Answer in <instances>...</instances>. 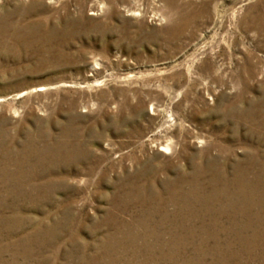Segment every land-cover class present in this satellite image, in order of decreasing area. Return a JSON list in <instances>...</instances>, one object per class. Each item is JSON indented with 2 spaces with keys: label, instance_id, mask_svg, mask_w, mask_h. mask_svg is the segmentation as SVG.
I'll use <instances>...</instances> for the list:
<instances>
[{
  "label": "rangeland",
  "instance_id": "1",
  "mask_svg": "<svg viewBox=\"0 0 264 264\" xmlns=\"http://www.w3.org/2000/svg\"><path fill=\"white\" fill-rule=\"evenodd\" d=\"M263 37L264 0H0V149L66 134L85 155L55 168L66 183L31 184L29 200L0 197V215L16 223L0 227V264H23L22 235L57 223L64 234L41 253L43 264H63L71 248L95 254L120 214L126 177L146 170L141 182L160 188L188 171L174 158L181 144L192 154L228 145V170L244 146L263 153L264 138L227 111L264 93ZM170 142L175 150H163ZM136 209L128 204L120 219Z\"/></svg>",
  "mask_w": 264,
  "mask_h": 264
},
{
  "label": "bare ground",
  "instance_id": "2",
  "mask_svg": "<svg viewBox=\"0 0 264 264\" xmlns=\"http://www.w3.org/2000/svg\"><path fill=\"white\" fill-rule=\"evenodd\" d=\"M178 16L181 23L187 21L186 10L179 9ZM32 28H26L25 33L29 34ZM246 72L252 75L254 70L247 69ZM254 77L256 78V76L252 78ZM240 98L241 94L238 96V99ZM219 106L218 108H220ZM236 106L233 101L228 110L226 109L237 120L236 123L246 124L249 134L252 132L264 138V93L255 101H250L242 109H237ZM65 136L66 134L58 137L49 135L40 141L33 142L26 140L27 142L15 150L1 148L0 197L6 193V196L10 195L15 200H23L24 197L29 200L32 193L30 194L24 189L28 187L30 190L31 184L40 185V188L43 185L47 188L53 184L66 183L68 176L63 172H55V168H62V166L82 160L85 155ZM173 144V142L165 143L162 148L169 152L173 149ZM243 148L245 150L243 158L234 160L235 162L230 165V170H228L227 163L224 161L226 158H223L226 157L225 152L229 153L227 149L232 151L228 145L208 142L201 150L192 154L186 151L184 145L181 144L176 150L177 157L174 158L185 159L188 162V171L182 173L178 171L173 178L171 176V178L162 181L160 188H153L151 180L146 184L141 182L143 178H150L147 176L146 170L132 172L133 174L126 177L124 183L121 184L122 193L115 199L120 214L110 220L112 231L106 234L103 242L98 243L100 247L98 246L95 254L83 253L81 247L79 249L71 248L63 253L66 258V262L63 264L263 263L264 152L261 153L263 150L259 152L261 149L255 152L253 149L256 148L252 147L244 146ZM213 149L215 152H212ZM136 159L132 157V160ZM89 168V173H91L94 167L90 166ZM5 202L0 199V209L6 208L3 206ZM132 203L137 204V209L130 214V217L128 216L129 218L120 219L124 217L122 214L127 211V205ZM15 224V221H10L2 214L0 215V227L10 228ZM63 226L62 223H57L56 226L48 230L51 227L50 224L46 231L27 232L22 235L23 247L20 248L19 253H16L24 261L23 264H26V260L33 255L36 256L34 263L43 264L45 259L41 253L62 237L64 233L61 232V228ZM82 248L84 249L83 246ZM79 255L86 259L76 262L75 258ZM57 256L58 254L56 255L54 251L52 257L56 259ZM73 258L75 261H72ZM49 261L51 260L49 259ZM10 264L18 263L11 260Z\"/></svg>",
  "mask_w": 264,
  "mask_h": 264
}]
</instances>
